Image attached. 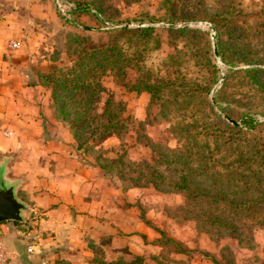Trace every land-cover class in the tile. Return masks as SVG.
<instances>
[{"label": "rangeland", "instance_id": "rangeland-1", "mask_svg": "<svg viewBox=\"0 0 264 264\" xmlns=\"http://www.w3.org/2000/svg\"><path fill=\"white\" fill-rule=\"evenodd\" d=\"M45 1L56 18L43 20L31 53L57 121L15 128L12 123L0 124V164L34 166L33 174L41 166L100 168L109 185L119 190L106 197L118 202L124 212H134L138 228L146 226L160 234L155 242L158 250L123 254L117 260L264 264V209H249L264 196V0ZM58 1L72 5L69 19L60 14ZM79 4L85 12H73ZM123 29L128 31L119 39ZM213 35L220 60L215 56ZM117 39L127 55L122 63L130 65L123 73L79 66L85 67L84 78L100 80L104 89L97 94L91 91L89 104L83 107L82 97L71 102L64 94L58 103L62 116L52 96L55 83L48 76L58 73L62 86L67 71L82 63L78 56L83 51ZM66 103L72 108L66 109ZM113 112H119L118 133L105 139L101 133H85L86 144L76 140L71 124L64 120L108 124ZM253 121L261 123L254 130ZM42 127L55 138L68 134V141L61 138L63 144H58L42 133ZM154 168L171 184L180 177L169 170H178L188 188H155L150 181ZM25 185H19L18 197L30 207L26 221L10 224L32 242L37 235L31 233L39 232L43 215L36 209L37 196L28 193ZM191 190L216 198L243 197L247 209L238 212L235 220L242 226L241 238L200 228L182 208ZM217 212L229 214L226 208L217 207ZM187 241H192L191 247ZM89 246L95 264L107 260L101 243L89 240Z\"/></svg>", "mask_w": 264, "mask_h": 264}, {"label": "crops", "instance_id": "crops-1", "mask_svg": "<svg viewBox=\"0 0 264 264\" xmlns=\"http://www.w3.org/2000/svg\"><path fill=\"white\" fill-rule=\"evenodd\" d=\"M52 16L56 18L45 0H0L2 126L12 123V128L20 124L29 127L34 122L57 121L50 95L39 82L36 59L31 53L41 34L43 20ZM42 133L54 137L45 129ZM61 138L58 135L55 141L63 144L59 141ZM62 139L68 141V134ZM69 143L74 142L69 139ZM32 167L7 166L6 178L19 185L24 182L28 193L37 196L34 198L36 209H41L43 215L41 228L39 232L31 233L37 236L30 242V238L22 237L10 222L0 224V237L8 258L1 264H54L60 259L72 264H95V253L89 240L102 244L106 261H115L123 254L137 256L149 249H159L155 244L159 232L146 226L138 228L134 212H124L118 202L106 197L107 193H118L119 190L113 184L109 185L100 168L41 166L40 171L37 169L38 173L33 174ZM186 243L191 247L192 241Z\"/></svg>", "mask_w": 264, "mask_h": 264}, {"label": "trees", "instance_id": "trees-1", "mask_svg": "<svg viewBox=\"0 0 264 264\" xmlns=\"http://www.w3.org/2000/svg\"><path fill=\"white\" fill-rule=\"evenodd\" d=\"M86 8H84L83 4H79L78 7L73 11L76 13L85 12ZM128 29H123L121 31V34L117 37L119 39L122 36V32H126ZM147 30H144L146 32ZM150 32V31H148ZM124 50L119 47L118 45V39L117 41H112L110 43H106L102 45L101 47L89 49L83 51L79 57V60L82 61V63H78L75 65L72 69L67 71V74L64 75L63 81L64 84L60 86L58 84V77H61L58 73H55L54 75L48 76V79L50 81H54L55 85L52 89V96L55 101V108L58 109V103L60 100H63L64 94H66L71 102L74 101L75 97H82V100L80 102H83L82 107L89 104L88 97H90L92 94L90 92L92 91L93 94H97V90H102L104 87L101 85L100 80L93 79L90 80L89 78H84L83 75L85 73V70L83 68L86 67L90 71L91 69L96 70H113L118 71V69H121V73H123L124 67L127 68L130 64L126 63V56L123 52ZM122 60L125 61V63H122ZM79 66H85L83 68H80ZM94 70H92L93 72ZM104 73V72H103ZM44 78V77H43ZM57 82V83H56ZM42 86L45 84L40 83ZM75 90L80 91L78 93L75 92ZM149 92H151L149 90ZM63 102V101H62ZM111 101H108L107 103V110L110 108ZM65 108L70 109L72 108L71 104H65ZM64 109V107H63ZM122 109V108H121ZM119 110L120 112L122 110ZM60 111V110H59ZM72 111V110H71ZM58 112V111H57ZM61 115L63 116L62 111ZM106 112V111H105ZM78 114L85 113L84 110L81 112H77ZM108 113V111L106 112ZM109 119L107 122L108 124H105L104 122H97V120L92 119H84V120H76L71 121L65 118L64 120L69 122L71 124V128L74 131V137L76 140L81 144H86L85 140V133H101L102 138H108L112 135L118 133L116 132L117 129L120 126L119 122V112H113V114L109 115ZM105 121V120H103ZM261 123H255L252 122L253 128L256 129L258 126H260ZM236 127H238V124L235 122ZM103 129L102 132H100V129ZM162 162V161H161ZM168 165H170L168 162H163ZM173 174H175L178 178L174 182L169 183L167 182L164 175H162L159 170L156 168L153 169V172L151 174L150 181H152L155 188L160 189L161 185L168 186L174 191H182L187 189V182L185 181L183 184V175L180 176V172L178 170H169ZM189 176H192V174H187ZM162 186V187H163ZM192 189V187H190ZM164 190V189H163ZM245 201L243 197H235L231 198L229 196H224L221 198L213 197L209 192H201L194 190L188 194L187 201L184 207V210L188 213V216L191 217L192 220L196 221L200 228L204 229L208 233H221L219 235H238L239 231L242 230V226L235 222V220L240 216L238 215V212H245V209L247 207L245 206ZM218 208H226L229 210V214H219L217 212ZM264 209V196L260 199H257L254 204H251L249 206V209ZM198 212H200L198 214ZM15 225H19V223H14ZM203 226L207 227L204 228ZM237 237L241 238L240 235ZM142 258H137V260H134L133 262L127 263L123 259H119L117 261H114L112 263H108L105 260L101 262V264H136V261H141ZM55 264H70L67 261L64 260H57ZM218 264V263H217Z\"/></svg>", "mask_w": 264, "mask_h": 264}, {"label": "water", "instance_id": "water-1", "mask_svg": "<svg viewBox=\"0 0 264 264\" xmlns=\"http://www.w3.org/2000/svg\"><path fill=\"white\" fill-rule=\"evenodd\" d=\"M207 26L210 25L207 24ZM212 38L215 56L218 60H220L215 35H213ZM229 121L232 124H235L234 121ZM6 173L7 164L4 163L0 165V224L6 222L23 223L26 221L25 213L30 210V207L18 197L19 183L9 182L6 178Z\"/></svg>", "mask_w": 264, "mask_h": 264}, {"label": "built area", "instance_id": "built-area-1", "mask_svg": "<svg viewBox=\"0 0 264 264\" xmlns=\"http://www.w3.org/2000/svg\"><path fill=\"white\" fill-rule=\"evenodd\" d=\"M72 6V5H70ZM69 6V4H67L66 2L63 1H58V8L61 11V15L65 18V19H69L71 16V12H72V8ZM74 7V6H73ZM13 46H16L15 43L12 44ZM29 252H32V250H29ZM7 252L5 249V246L3 244V241L0 237V264L3 262L7 261Z\"/></svg>", "mask_w": 264, "mask_h": 264}]
</instances>
